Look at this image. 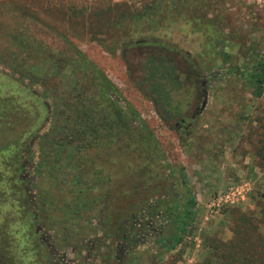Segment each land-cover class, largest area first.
Segmentation results:
<instances>
[{
    "label": "trees",
    "instance_id": "obj_1",
    "mask_svg": "<svg viewBox=\"0 0 264 264\" xmlns=\"http://www.w3.org/2000/svg\"><path fill=\"white\" fill-rule=\"evenodd\" d=\"M184 1L149 0L140 9L121 10L115 18L111 9H107L99 15V26L116 24L135 31L140 27L154 30L162 23L158 19L164 7L177 11V4ZM77 16L75 13L72 18ZM17 17L20 19L19 14ZM206 18L208 15L204 16ZM27 19L29 22L25 20L22 25V20L14 28L13 45L4 48L10 70L21 80L30 75V81L38 83L36 67L45 56L49 72L44 75L49 76L48 82L55 76L64 85L60 76L67 74L70 87L63 93H66L65 98L58 97L52 102L48 112L49 127L37 142L31 139L38 134L34 129L42 121L39 122V112H47L46 106L41 103L40 110L37 108L39 112L32 114L26 125L24 114L15 104H9V100L0 101V105L12 106L9 111L0 110L2 118L7 113L4 120L0 118L1 198L14 188L12 179L5 181V178L11 173L17 174L18 165L27 162L28 154H32L36 145L38 162L34 167V188H39L43 182L49 185L42 202L34 189V199L39 205L36 213L29 210L30 202L23 194L0 202V213H7V223L0 222V264H38V255L44 253L36 230L39 227L52 232L58 244L73 248L76 254L73 262L79 259L81 262L89 251L93 255L87 260L88 264H108L110 260L129 264L130 259H144V253L153 256L154 264H161L162 256L170 255L183 244L197 215L196 199L184 176L179 184L185 190L175 193V175L157 138L115 84L69 41L65 42L67 56L61 55L64 52L57 56L53 48L36 38L29 26L31 21ZM215 21H206L208 41L198 52L185 54L181 59L183 70L156 37L115 42L111 50L114 52L119 47L124 54L126 50L145 48L138 65L140 79L133 83L153 104L158 118L166 125L168 119L179 115L177 107L168 110L172 106L171 92L182 88L184 81L193 84L188 78L190 70L200 80V87L202 79L208 76H235L251 88L250 94L255 99L263 96L264 58L256 46L245 48V44L241 49L244 57L234 66L219 69L208 64L210 57L220 54L215 41L225 35L223 30L211 27ZM125 64L128 71L132 70L127 62ZM3 81L5 79H0V83ZM260 135L251 155L254 166L264 171V134ZM101 169H106L105 175L100 174ZM126 177L139 183L137 200L127 196L135 187L118 191L120 196L114 197L116 179ZM256 205L258 216L232 210L230 239L223 241L216 235L205 238L206 255L197 264H264V192ZM91 231L95 234L91 235ZM90 235L93 247L84 244V239ZM107 244L111 251L102 248ZM95 249L97 254H94ZM43 258H46L44 254Z\"/></svg>",
    "mask_w": 264,
    "mask_h": 264
},
{
    "label": "rangeland",
    "instance_id": "obj_2",
    "mask_svg": "<svg viewBox=\"0 0 264 264\" xmlns=\"http://www.w3.org/2000/svg\"><path fill=\"white\" fill-rule=\"evenodd\" d=\"M146 1L149 0H0V79H5L0 83V101L9 100V104H15L21 114H24L26 125H29L32 114L38 111L37 108L40 110L41 103L46 106L47 112L38 111L39 122L42 121L34 129L37 136L31 139L37 142L39 136L49 127L48 112L52 102L58 97L65 98L66 93H63L70 87L67 74L60 76L64 85L55 76L48 82L49 76L44 75V72H49L45 56L40 58L41 64L36 67L40 74L37 75L38 83H32L30 75L21 80L10 70V61L4 48L13 45L12 32L22 20L23 25L29 18L30 29L36 34V38L53 48L57 56H67L66 41L80 49L115 84L123 98L154 133L174 172V192L182 193L185 190L179 184L185 178L188 189L196 199L197 215L192 231L174 252L162 256L161 264H197L206 255L205 238L216 235L223 241L230 239L232 210L239 209L258 216L259 208L256 203L264 192V171L254 166L255 160L251 153L253 145L261 138L260 134H264V93L261 98L255 99L250 94L251 88L238 81L235 76H208L202 79L203 85L200 87V80L190 70L188 78L193 84L184 81L182 88L171 92L172 106L168 110L177 107L175 111L179 115L177 118L168 119L166 126L155 113L153 104L142 96L133 83L140 79L138 65L143 59L145 48L126 50L124 54H121L119 47L114 52L111 50L114 49L115 42L121 43L129 38L138 40L156 37L167 48L166 52L173 57L176 64L181 66V59L185 54L198 52L201 45L210 38L206 21L212 19L216 21L211 27L223 30L225 35L215 41L220 54L210 57L209 65L219 69L234 66L243 59L244 53L241 49L245 44V48L256 46L264 58V0H185L177 4V11L164 7L158 19L162 23L155 26L154 30L146 31L144 27H140L135 31L129 26L122 28L116 24H111L110 27L99 26L98 20L102 11L111 9L112 17L115 18L121 10L127 7L140 9ZM75 13L78 14L76 19L72 18ZM205 15L208 18L204 19ZM62 52L64 54L59 55ZM225 54L230 57L227 58ZM126 62L132 70H127ZM181 69L184 67L181 66ZM180 79L183 80L184 76L181 75ZM33 94L40 99L37 100ZM9 104L0 105V110H11L12 106ZM198 108L200 110L196 112ZM0 118L3 119L1 115ZM181 119L184 123L176 128L175 124ZM182 125L188 128L184 130ZM178 129L183 130L181 136ZM36 146L32 154H28L27 162L18 165L19 171L17 170L16 175H6L5 181L11 178L14 188H10L2 198L0 196V202H5L21 194L25 195L32 213H36L39 206L34 199L35 190L42 202L49 186L43 182L39 188H34V167L38 162ZM105 170L101 169L100 174L105 175ZM230 185L243 186L244 200L223 205L212 212L208 208L209 204L218 192ZM130 187L136 189L127 196L137 200L139 183L129 177L116 179L114 197L120 196L121 192L118 191H125ZM6 214L3 211L0 213V222L7 223ZM36 230L38 240L43 242L42 248L44 247V253L41 251L36 259L38 264L89 263L87 260L93 255L89 251L85 252L81 262L80 259L73 262L76 254L72 247L58 244L54 234L46 232L42 227ZM92 234L95 232L91 231ZM91 235L84 239V244L90 243ZM105 247L107 251L112 250L108 244L102 248ZM95 251L94 254H97V249ZM43 254L46 258H43ZM135 262L154 264L150 253H144L142 260H129V264H136ZM107 263L126 264L122 260H110Z\"/></svg>",
    "mask_w": 264,
    "mask_h": 264
},
{
    "label": "built area",
    "instance_id": "obj_3",
    "mask_svg": "<svg viewBox=\"0 0 264 264\" xmlns=\"http://www.w3.org/2000/svg\"><path fill=\"white\" fill-rule=\"evenodd\" d=\"M79 2H91L94 0H75ZM242 185L234 186L230 185L225 190L217 193L215 198L211 201L208 208L213 212L217 211L223 205H232L235 203L242 202L244 200V196L242 194Z\"/></svg>",
    "mask_w": 264,
    "mask_h": 264
},
{
    "label": "flooded vegetation",
    "instance_id": "obj_4",
    "mask_svg": "<svg viewBox=\"0 0 264 264\" xmlns=\"http://www.w3.org/2000/svg\"><path fill=\"white\" fill-rule=\"evenodd\" d=\"M202 85H203V84H202ZM194 116H195V114L192 116V118H194ZM183 123H184V120L181 119L179 122H177V123L175 124L176 128H179L180 125L183 124ZM166 126H168V125H166ZM182 127H183L184 130L188 128V126H183V125H182ZM182 127H181V128H182ZM178 130L180 131L179 136H181V131L183 132V130H180V129H178ZM179 131H178V132H179ZM97 243H98V241H97ZM89 244H90L91 247H93V245H94V243H89ZM117 254H118V256H119V253H117ZM118 260H121V259L118 257Z\"/></svg>",
    "mask_w": 264,
    "mask_h": 264
},
{
    "label": "water",
    "instance_id": "obj_5",
    "mask_svg": "<svg viewBox=\"0 0 264 264\" xmlns=\"http://www.w3.org/2000/svg\"><path fill=\"white\" fill-rule=\"evenodd\" d=\"M202 107H203V104H202ZM198 110H200V108H198V109L196 110V112H198Z\"/></svg>",
    "mask_w": 264,
    "mask_h": 264
}]
</instances>
